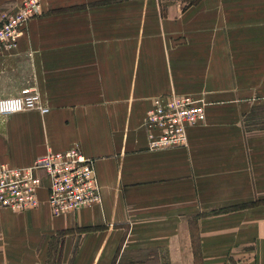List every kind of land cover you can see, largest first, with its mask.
Returning a JSON list of instances; mask_svg holds the SVG:
<instances>
[{"label":"crops","instance_id":"1","mask_svg":"<svg viewBox=\"0 0 264 264\" xmlns=\"http://www.w3.org/2000/svg\"><path fill=\"white\" fill-rule=\"evenodd\" d=\"M25 0H0V25ZM0 52V163L79 146L101 202L54 216L0 211V264H264V0H40ZM207 98L187 146L150 151L155 97ZM249 119V121H247ZM264 125V124H262Z\"/></svg>","mask_w":264,"mask_h":264},{"label":"built area","instance_id":"2","mask_svg":"<svg viewBox=\"0 0 264 264\" xmlns=\"http://www.w3.org/2000/svg\"><path fill=\"white\" fill-rule=\"evenodd\" d=\"M41 12L40 0H25L0 25V52L17 45L23 28ZM206 102L200 97L171 92L155 97L147 111L144 128L148 149L187 146L188 129L206 121ZM26 111L45 114L39 92L32 89L20 95L0 98V116ZM38 171L48 178V205L54 216L77 212L101 202L94 160L85 156L79 146L62 152L49 151L28 167H11L0 163V211H27L38 207V190L43 186Z\"/></svg>","mask_w":264,"mask_h":264},{"label":"rangeland","instance_id":"3","mask_svg":"<svg viewBox=\"0 0 264 264\" xmlns=\"http://www.w3.org/2000/svg\"><path fill=\"white\" fill-rule=\"evenodd\" d=\"M35 18V17H34ZM33 19V18H32ZM202 96L201 98L206 102V107L208 106V102H207V98H205L203 95H200ZM200 98V97H199ZM206 110V109H205ZM258 112H261L262 114H264V104H260L259 105V108H258ZM262 121H261V125L259 126H264L262 124H264V115H262L261 117H259ZM249 121V119L247 120ZM204 125V124H203ZM188 141V140H187Z\"/></svg>","mask_w":264,"mask_h":264}]
</instances>
